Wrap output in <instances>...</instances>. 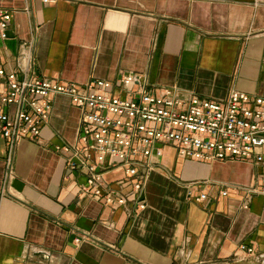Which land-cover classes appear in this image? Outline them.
<instances>
[{
    "label": "crops",
    "instance_id": "1",
    "mask_svg": "<svg viewBox=\"0 0 264 264\" xmlns=\"http://www.w3.org/2000/svg\"><path fill=\"white\" fill-rule=\"evenodd\" d=\"M1 9L13 13L0 37L8 70L27 42L36 72L50 79L119 84L132 72L178 95L264 96V0H0ZM52 100L40 138L16 146L7 184L10 147L0 136V264H264V193L249 192L261 186L262 164L198 162L164 145L141 199L125 168L105 172L128 200L107 205L81 192L86 172L70 170L58 149L77 143L80 108Z\"/></svg>",
    "mask_w": 264,
    "mask_h": 264
},
{
    "label": "built area",
    "instance_id": "2",
    "mask_svg": "<svg viewBox=\"0 0 264 264\" xmlns=\"http://www.w3.org/2000/svg\"><path fill=\"white\" fill-rule=\"evenodd\" d=\"M12 14L0 10L2 39L9 37ZM31 47L24 43L10 70L0 62V136L10 147L5 184L16 177V146L24 139L40 138L56 94L72 99L82 113L77 143L58 149L68 154L70 170L86 172L81 192L107 205H125L128 200L123 185L114 188L105 183V172L116 166L125 168L127 180H133V190L141 199L144 181L153 169L150 159L162 156L164 145L198 162L249 160L264 167V96L237 89L225 101L178 95L173 88H150L143 74L132 72L121 76L119 84L104 79L85 85L64 82L36 72ZM261 178L260 188L249 192L264 193V174ZM222 193L228 195L226 190ZM206 197L203 193L197 199ZM138 206L146 207L141 201ZM239 249L256 253L245 244Z\"/></svg>",
    "mask_w": 264,
    "mask_h": 264
}]
</instances>
